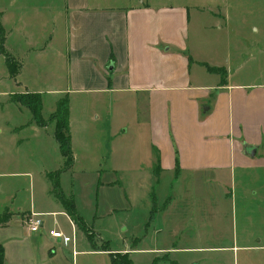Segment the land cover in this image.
Returning <instances> with one entry per match:
<instances>
[{"label":"crops","instance_id":"0c3cea01","mask_svg":"<svg viewBox=\"0 0 264 264\" xmlns=\"http://www.w3.org/2000/svg\"><path fill=\"white\" fill-rule=\"evenodd\" d=\"M192 9L154 0H0L5 52L20 67L13 77L6 55L0 52V110L28 115L26 107L16 102L20 94L40 95L42 112L45 95L66 96L59 101H69L75 162L66 170L55 123L50 121L59 101L52 104L57 108L50 118H44L46 126L35 123L33 113L32 119L12 124L10 130L25 133L24 139L19 135L13 139L14 150L25 140L37 143L41 157L53 153L58 169L46 174L52 182L58 177L60 184L61 176L77 164L92 168L93 180L103 177V167L109 168L117 182L121 171L116 170V157L131 135L134 177L152 181L147 185L153 205L147 202L143 222L156 237L150 264H202L195 258L188 261L187 256L219 249L207 241L221 238L216 226L230 215L229 208L237 225L239 203L245 216H250L252 198L258 199L261 209L264 203V177H260L264 176V84L236 82L241 66H231L224 42L204 35V14L215 19L218 31L222 30L219 17L225 16ZM195 20L200 21L198 26L192 25ZM208 67L223 69L225 78ZM72 95L90 100L75 105ZM3 98L8 101L2 103ZM85 104H91L92 117L85 113ZM10 123L5 118L3 125ZM114 182L104 181L102 187ZM49 186L47 201L39 205L17 204L20 201L13 202L9 195L5 208L12 216L0 228L4 264L66 263L57 250L70 248V243L73 258L109 255L114 264L112 257L124 253L135 264L133 247L89 249L51 182ZM61 191L67 199L73 198ZM73 201L83 229L90 231L80 212L82 203ZM116 204L112 202L106 213L118 211ZM89 209L92 213L93 205ZM34 216L44 220L36 233L28 224ZM58 217L67 218L73 236ZM233 229L237 237V226ZM55 230L74 240L66 244L54 239L50 231Z\"/></svg>","mask_w":264,"mask_h":264},{"label":"rangeland","instance_id":"374dc122","mask_svg":"<svg viewBox=\"0 0 264 264\" xmlns=\"http://www.w3.org/2000/svg\"><path fill=\"white\" fill-rule=\"evenodd\" d=\"M154 2L168 5H188L191 11H195L192 9L194 6L201 7L206 11H220L225 16L224 20L219 17L222 30H217L218 26L215 19L204 14L202 19V25L205 27L203 28L204 35H211L213 39L224 42V46L230 53L231 66L234 69H239L238 66H241L239 73L235 75L236 82L264 84V0H154ZM199 24L200 21L198 20L192 23L194 26ZM17 69L19 71L20 67ZM72 96L75 105L77 102L90 100L87 96ZM44 97L46 98L43 117L49 119L57 108V106L52 107V104L57 105L58 101L66 96L51 93V95L48 94ZM8 99L3 98L2 103H6ZM84 106L85 113L92 117L91 104ZM75 111L76 114H79L76 108ZM25 112L28 115L24 114V116L18 117L17 115L14 116L11 110L5 113L0 110V214L10 213L9 210H6L5 204L11 193L13 202L20 201L17 204L21 203L28 206L31 205V201H34L39 205V201H47V185L49 186V183L53 184V182L46 178V174L53 169H58L55 161L52 162L53 153L47 157H41L37 151V143L24 140L21 142V147H16L14 150L13 139H17V135L21 139L25 133L19 134L10 129L13 128L12 124L32 119V113L26 108ZM5 118L8 122L11 121L10 126L3 125ZM93 123L94 121H92ZM53 129L52 124L50 132ZM127 140V142L122 143L119 156L116 157V167L118 168L116 170L121 171L120 181L114 182L116 178L113 172L110 173V169L104 167L102 168L103 177L93 180L92 173L96 172H93L92 168L82 169L83 164H77L74 171L61 176L60 188L68 197L73 196L74 199L76 198L82 203L83 210L80 212L88 221L90 231L84 230L82 225L78 227L80 235H84L88 240L89 249L111 248L116 250V248L133 247L135 251L132 253V259L135 264H150L149 261L152 257L150 250L157 247L156 237L152 229L147 228L145 230L143 222L146 217L144 209L147 202L148 205H153V201L148 197L149 187L147 185L148 183L151 184L152 181H136L133 171L131 135L127 136ZM45 171V174L42 173ZM5 172H14L16 175H5L3 174ZM260 177L263 178L264 176L260 175ZM104 181H112L114 184L102 187ZM145 192L146 196L143 199L142 196ZM136 194H138V198H136ZM250 201H253L252 205L247 208L250 216H245L242 213L243 204L239 203L237 225L234 224V217H232L230 208L227 211L230 215L217 224V237L219 238L220 235L221 238L216 241H207L210 243L209 245H216L219 248L217 251L201 255H188L187 260L195 258V262L203 261L202 264H264V203L261 209L257 207L256 201L258 199L252 198ZM112 202L118 203L116 204L118 211L114 214H107L106 208H109ZM92 205L93 212L91 213L89 207L91 208ZM45 219L48 223L53 221L52 218ZM58 219L64 224L67 234L73 236L67 218L58 217ZM234 226L235 229L236 226L238 229L237 237H235ZM142 237L144 240L138 242V238ZM71 247L70 243V248L63 250L57 248L58 256H62L66 262L60 263L59 261L58 264H111L109 255L80 254L73 258ZM78 249L79 252L84 250L81 246ZM114 256L116 260H126L127 258L132 262L130 254L117 253Z\"/></svg>","mask_w":264,"mask_h":264},{"label":"trees","instance_id":"16d2710c","mask_svg":"<svg viewBox=\"0 0 264 264\" xmlns=\"http://www.w3.org/2000/svg\"><path fill=\"white\" fill-rule=\"evenodd\" d=\"M5 29L4 26L1 22V14H0V52L3 55H6L8 59V67L10 68L11 74L13 77H16L19 74V71L17 68L18 65L16 62H14L5 52ZM209 71L212 73L216 74H221L225 78V71L223 69H215V68H210L208 67ZM16 102L21 104L22 106L28 108L31 113H33V119L34 122L37 123L40 126H46L47 122L43 117V112H42V97L38 94H20L19 96H16ZM69 101L68 99L60 101L58 108H57V113L54 114V116L51 118L50 121H55V139L59 143L62 151V155L66 158L67 161V166L66 170L70 169L74 162L75 159L73 157L72 153V148H71V135H70V127H69ZM53 188H54V194L55 196L59 199L61 203H63L66 207V210L68 214L73 218L75 223L78 226H81L84 228L85 225L82 222L81 218L78 216L76 213L75 209V203L73 201V198L67 199L65 195L62 193L60 184H59V178L56 177L53 179ZM12 214H0V228L7 225L9 223V219L11 218ZM82 223V224H81ZM125 259V258H124ZM5 260V251L2 245H0V264H4ZM112 263L114 264H134L133 262H130L129 259L126 258V260H116L114 257H112Z\"/></svg>","mask_w":264,"mask_h":264},{"label":"built area","instance_id":"2783aa9c","mask_svg":"<svg viewBox=\"0 0 264 264\" xmlns=\"http://www.w3.org/2000/svg\"><path fill=\"white\" fill-rule=\"evenodd\" d=\"M31 232L36 233L44 226V220L38 216H34L28 221ZM51 236L55 239L63 240L66 244L70 243L74 239L63 234L61 231H50Z\"/></svg>","mask_w":264,"mask_h":264},{"label":"water","instance_id":"95a60500","mask_svg":"<svg viewBox=\"0 0 264 264\" xmlns=\"http://www.w3.org/2000/svg\"><path fill=\"white\" fill-rule=\"evenodd\" d=\"M254 150V149H253ZM254 152V151H253Z\"/></svg>","mask_w":264,"mask_h":264}]
</instances>
